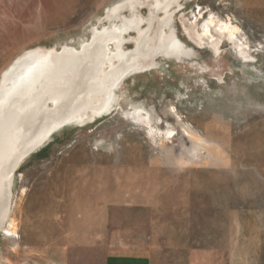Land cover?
I'll return each instance as SVG.
<instances>
[{
    "label": "rangeland",
    "instance_id": "rangeland-1",
    "mask_svg": "<svg viewBox=\"0 0 264 264\" xmlns=\"http://www.w3.org/2000/svg\"><path fill=\"white\" fill-rule=\"evenodd\" d=\"M121 1L0 0V83L38 48L80 47L121 23L109 10ZM174 9L197 55L159 63L133 31L112 42L110 70L140 66L105 111L69 123L18 168L0 264H264V0ZM196 15L231 21L238 40L195 43L183 17Z\"/></svg>",
    "mask_w": 264,
    "mask_h": 264
},
{
    "label": "bare ground",
    "instance_id": "bare-ground-1",
    "mask_svg": "<svg viewBox=\"0 0 264 264\" xmlns=\"http://www.w3.org/2000/svg\"><path fill=\"white\" fill-rule=\"evenodd\" d=\"M183 1L123 0L109 8L115 18H121V23L104 30L95 28L92 42L80 47L66 45L61 50L36 48L5 71L0 83V230H5L11 217L15 174L22 163L69 123L83 122L96 112L105 111L114 103L116 85L140 66L128 63L110 70L115 59L110 51L112 42L114 47L122 46L126 33L133 31L129 35L131 42L146 53L153 52L159 63L164 64L166 58L184 61L197 55L193 46L182 39L175 23L174 8ZM138 5L150 7L147 18ZM126 9L131 10L129 15L122 14ZM183 18L185 35L195 43L207 42L217 48L224 38L238 40L240 29L231 21L203 17L205 23L201 25L200 16L196 15L194 22ZM135 52L136 47L125 54L131 56ZM135 111L146 122V114L139 108ZM9 221L6 232L12 235L16 233L15 221Z\"/></svg>",
    "mask_w": 264,
    "mask_h": 264
}]
</instances>
